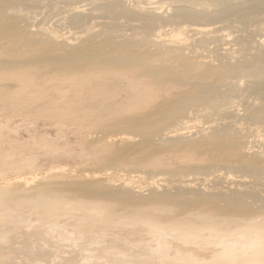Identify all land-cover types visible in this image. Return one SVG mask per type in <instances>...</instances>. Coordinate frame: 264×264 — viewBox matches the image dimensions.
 <instances>
[{
	"label": "bare ground",
	"instance_id": "6f19581e",
	"mask_svg": "<svg viewBox=\"0 0 264 264\" xmlns=\"http://www.w3.org/2000/svg\"><path fill=\"white\" fill-rule=\"evenodd\" d=\"M12 4L6 15L9 38L0 43V59L4 58L0 71L12 74L11 82L20 87L50 83L57 91L67 86L74 94L72 101L84 98L81 90L86 89L88 101L126 105L116 112H128L129 106L145 111L137 120L128 119L129 127L117 124L107 137L118 146H128L139 171L113 162L99 173L72 180L70 176L69 181L53 185L44 184L42 177L43 183L35 185L36 177L14 176L0 183V228L12 225L7 230L21 233L26 244L30 236L25 230L36 223L27 224L30 215L24 214L30 213L20 214L21 206L29 212L39 209L48 218L58 210L69 216L79 212L88 225L89 219L134 215L150 207L163 220L136 218L135 226L132 222L134 228L150 234V241L156 240L155 248L153 241L148 242L153 249L142 246L137 264L153 260L155 264H264V0H12ZM15 46L32 49L15 63L8 59ZM111 86L116 91H108ZM143 139L146 142L141 144ZM149 148L182 155L181 167L151 170L152 161L143 154ZM110 155H116L114 160L122 157L118 149ZM193 158L199 163L193 164ZM51 171L58 174L65 169ZM177 211H192L196 222L179 221ZM56 224L53 232L62 231L64 225ZM49 225L43 227L46 231L34 226L39 228L34 233L39 240L34 256L46 263L59 251L63 264L88 262L87 257L97 253L96 242L103 239L99 237H107L91 236L86 239L88 248L75 249L76 243L69 245L72 240H67L68 245L56 241ZM118 225L112 228L121 229ZM76 233L83 236L86 231ZM4 236L1 230L0 264H25L27 259L22 262L10 254L33 253L29 242L30 247L20 249L16 244H24L16 243L18 236L11 235V244ZM127 245L126 241L122 250ZM135 245L141 249L140 242ZM132 251L139 252L132 249L129 254ZM113 254L109 257L114 264L123 259Z\"/></svg>",
	"mask_w": 264,
	"mask_h": 264
},
{
	"label": "rangeland",
	"instance_id": "374dc122",
	"mask_svg": "<svg viewBox=\"0 0 264 264\" xmlns=\"http://www.w3.org/2000/svg\"><path fill=\"white\" fill-rule=\"evenodd\" d=\"M11 6H13L12 0H0V16H4V17L0 18V43H3L6 39L9 38L10 30L8 28V25H7L8 20L6 18V15L8 14L7 9L11 8ZM29 49H32V48L22 49L19 46L18 47L15 46L13 54H11V56H9L8 59L12 60V62H15V63L21 62V60L25 58V53H27V50H29ZM2 59H4V58H1L0 60H2ZM33 71L35 72L37 70L34 69ZM11 77H12V74L10 72H1L0 71V183L5 182L8 179L11 180L14 178V176H17V175H21V176L24 175V177H28V176L29 177L30 176L36 177L37 182L35 183V185H38L41 182L43 183V181L44 182L46 181L44 183L46 185H51V184L53 185L56 183L69 181L67 179H69L68 177H70V176L72 177V178H70V180H72V179H77L78 177H80L82 175H86L88 173L89 174L99 173V172H101L102 168H104L105 165L112 164L113 162H114V164H118L119 166L126 167L128 170H131V172H134V171L140 169L138 166L133 164V161H132L133 157H131L127 153V150L129 149L127 145L118 146L117 143L113 142L114 143L113 144L112 141L111 142L108 141L107 137L112 135L111 132L113 130H111V129L115 128L117 124L127 126L128 119H132V120L139 119V117L145 111L143 108L132 109L129 106L128 112H116V109H118L120 107H125L126 105L121 104L120 102H115L114 104H107V103L103 102L102 100L88 101L86 98V96H87L86 89L81 90L82 93H84L83 94L84 98L77 100V101H72L74 94L72 92V89L68 88L67 86H62V88L59 91H57V90H55L49 86L52 84H50V83L45 84L43 82H37L36 85H34V86L26 85V86L20 87L19 85L10 81ZM34 77H35V75H34ZM107 90L110 92L116 91L113 86L109 87ZM127 127H129V125ZM140 142L142 144L143 142H146V140L143 139ZM113 149L114 150L118 149L119 151H121V154H122L121 159L114 160L116 155L115 156L110 155V152ZM135 151H136V149L134 150V153H135ZM143 154L148 156V158L152 161L151 162L149 160L151 162L149 167L151 170H154V171L178 170V168L181 167V160L183 159L182 155H179V154L178 155L177 154L172 155L169 152L167 153V152L160 151V150L154 149V148L147 149ZM192 163L196 164V163H199V161L196 158H193ZM57 167H62L65 169V171L63 173H58V174L57 173L55 174L54 172L51 171V169H54ZM40 177H42L43 181H41L42 179ZM146 193L147 192H145V194H144L145 197H146ZM21 207H23V206H21ZM21 207L19 208L20 210L18 211V212H20V214L23 215L24 213H26L25 211H27V213H30V214H24L25 216L30 215L29 216L30 219H29V217L27 218V219H29L28 220L29 223L27 222V224L31 225V222H33L34 224L36 223L35 225L37 226V224L40 222L39 224H45V226L43 225L41 227L40 225H38L37 227H40V229L39 228L38 229L40 231H43L45 229V231H46V228L43 229V227H47V225H49L51 223L48 226V229L49 228H50V230L52 229L51 230L52 233L47 229L48 233H51L53 235V236L52 235H50V236L55 237L56 241H58L57 239H59L62 243L65 242L66 243L65 245H68V241L72 240L71 244L69 242V245L72 246V243H76L77 245L73 244V247L75 249L79 248L77 246H85L90 241V240H88V242H87L86 239H89V238L91 239L94 235L95 236L93 238L97 237L95 239L103 238L104 240L99 239L100 242H99V240H98V242H96V240H94L96 243H98V244H96L95 252H97L99 254L94 253V250L92 252L94 254H97L98 257L96 258V256L94 254L92 256L93 258L88 256L89 257V259L87 257L88 262L87 261L85 262L86 259L84 260V262H82L85 264H88V263L89 264L90 263L91 264H98V262L101 259L103 260V257L102 256L100 257V255H103L104 257L106 255V257H105L106 259L104 258L105 261L104 260L100 261V262H102V264H106L107 259L108 258L110 259V257L112 256L113 253L118 254V255L113 254L114 257L115 256H117V258H118V256L120 258L123 257L122 260L116 259V261H115L116 264H118L117 261H119V264H121V262L125 258H126L125 260L128 262H126L124 260L122 262V264H124V262L127 264V263H129V261H130L129 264H131V263L135 264L138 261V259H141L139 257H142V254H143V253H141L142 252L141 250H143L142 246L144 245L145 247H148L150 249L152 247L155 248L156 246L154 247V245H155L154 241H156V240L154 239V240L150 241V234L149 233L145 232L144 230L138 229L136 227L134 228V226L137 223V222L135 223L134 220L137 218L139 221H147V222L150 221V222H154V223L160 221V219L163 220V216L158 211L148 207V208H146V210H142L138 214H134V215H132L128 212H125V213L115 214L116 216L113 215L111 217H107V219L104 218L103 221L102 220L100 221V220H94V219L90 220L89 219V221H91V222L88 225V219H86L79 212H73V214L74 215L76 214V215L74 216L73 214H70V216H71L70 217L69 215L62 214L61 211L58 210V211H55L53 213V215H50V217L48 218L49 215H47V217H45V215H44L45 213L39 209L34 210L35 211V213H34V211L29 212L28 208L26 210L25 206H24L25 209L21 208ZM54 214H56V215L54 216ZM155 214H156V216H155ZM174 214L180 215V216L176 215L177 216L176 218L181 222H186L187 224L188 223L192 224V223L196 222L193 219L194 216L192 214V211H188L185 213H181V212L177 211V212H174ZM35 216H37L39 218H36ZM60 216L61 217L63 216L64 218L63 217L61 218ZM33 217H35L36 219L35 218L33 219ZM44 217L47 219H44ZM66 217H68L69 219H67ZM42 218H43V220H42ZM32 219L34 221L37 220V222H34ZM55 219H58V220L67 219L69 222L66 220H61L63 222H59L57 220L58 221L57 222V221H54ZM82 219H83V222L85 224L82 222ZM170 219H172V218H170ZM30 220H32V221H30ZM49 220H50V223H48ZM72 220H75V221H72ZM85 220H87V221H85ZM93 220H94V222H93ZM70 221L73 223V226H72V224H70L71 223ZM109 221H111V223H112L111 226H110L111 223ZM117 221H118V223H115ZM123 221H124V223H123ZM42 222H44V223H42ZM56 222H57V224H56ZM66 222H68L69 224ZM126 222L128 225H126ZM132 222H133L134 226L131 225ZM171 222H172V220L169 221V223H171ZM81 223L83 225H81ZM55 224L56 225L59 224V227L57 226V228H61V225H64V226H62L61 230L63 229L62 231H64V229H65L66 232L64 231V233H63L62 231H56V230L53 232V227L55 226ZM65 224H67V225H65ZM74 224H75V226H74ZM100 224H102V225H100ZM117 224H120V228L121 227H122L121 229L125 228V230L115 229L116 227L117 228L119 227V225L117 226ZM30 225H28V226H30ZM129 225H130V227H128ZM7 226H10V225L6 224V227H5V224H2V227L0 228V231L2 230L3 236L6 235V238L8 240H10L11 235H15V237L18 236V239L16 237V239H17L16 243H19L20 241L24 240L21 237L23 235L21 233H18V231L17 232L14 231V233H11L9 230H7L8 228L13 227L12 225L10 227H7ZM34 226L29 227L30 231L27 229L25 230L27 238L30 236L28 239L26 238L27 239L26 244L22 241L24 245H22V243L20 242L21 245L16 244V246H15V247L21 246L19 248L22 249V247H24L25 245L28 246V242H29L31 247L30 246H28V247H30V249H31V251H33V253L30 252V253H28V254L26 253L24 255H23V253L22 254L18 253V254H15L13 256H12V254H10L11 255L10 257H13V258L16 257V260H22V262L25 261L24 259H27L26 262H23L25 264H34V262L36 264H42L43 262L45 264H47V263L48 264H57L56 261H58V260H59L58 264H61V261L63 264V262H64L63 256L64 255L62 254L61 251L55 253L54 256L52 257L55 261L52 258L48 260L49 262L51 261L50 263L49 262L46 263L45 259L41 260L37 256H36L37 258L34 256L35 255L34 251L36 249L35 248L36 240L39 242L38 238L34 239L35 238L34 233L36 232V230H38ZM65 226H66V228H63ZM95 226H98V227L94 228ZM113 226L115 227L114 229L112 228ZM103 227H104V230H103ZM109 227H110V230H109ZM2 228H4V229H2ZM70 228L75 229L76 232L78 231L81 233H83V230H84V232L86 231V233H83V236H81V235L79 236V233L72 232L75 230H71ZM88 228H91V229H88ZM105 228H106V232H103V231H105ZM127 228L128 229L131 228L130 230L132 232H130V230H128ZM33 229H34V231H32ZM107 230H108V233H107ZM113 230H114V232H111ZM126 230H128L129 232L128 231L125 232ZM31 231H32V233H31ZM92 231L93 232L95 231V232L90 234V232H92ZM96 231H97V233H96ZM109 231H110V234H109ZM7 232H10L11 235H10V233L8 234ZM27 232H29V233H27ZM68 232H69V234H68ZM123 232H124V234H123ZM126 233H127V235H126ZM133 233H134V235H133ZM19 234H20V237H19ZM62 234L64 236H62ZM72 234L73 235L75 234V235L73 236ZM76 234H78V238H77ZM85 234H87L89 237H87V235H85ZM97 234H99V236L101 234H102V236H103V234L107 235V237H108L107 243L105 241V240H107L106 236L99 237ZM9 235H10V237H7ZM112 235H115V237H113ZM116 235L117 236L121 235V237H120L121 239L119 238V236H118V238H116L117 237ZM142 235H144V236L149 235L148 236L149 239L145 238L147 236L143 237ZM46 236L50 237L49 235H46ZM58 236H60V238H58ZM71 236H73L74 238L70 239ZM141 236H142V238H141ZM104 237H106V238H104ZM124 237H126L128 239H126ZM129 237L132 238V240ZM138 237H140V240ZM23 238H25V237H23ZM30 238H32V240ZM79 238H81V239L79 240ZM135 238L137 241L135 240ZM151 238H152V236H151ZM112 239H114V240H112ZM119 239L120 240L123 239L122 241H124V242L121 243L122 241L120 242ZM142 239H144V241ZM76 240L78 243L76 242ZM129 240H131V241H129ZM103 241H105V242H103ZM116 241H118V243H120V247H116L119 245L118 243H117L118 245L114 244V242L116 243ZM126 241L128 242V245L130 247L129 252L127 251L129 249L128 245L125 246L126 249L124 248L123 249L124 251L122 250L124 245H126ZM152 241H153V244H151V245H153V246L150 247L151 245L149 243V245H150L149 246L148 242L152 243ZM137 242H138V244L140 242L141 249L139 248L140 246L135 245V244H137ZM173 242H172V244H173L172 246L178 247ZM10 244H11V240H10ZM110 244H111V246H110ZM32 245H34V246H32ZM102 245H104V246L102 247ZM112 245L117 249V251H116V249L111 248V247H113ZM134 245H135V248L133 247ZM98 246H99V248L97 249ZM105 246L109 249H107V250L104 249ZM144 246H143V248H144ZM33 248H35V249L33 250ZM86 248H88V245H86ZM131 248L133 250L135 249L136 251L138 250L139 252L135 253L134 251H132V253L129 254L132 250ZM111 249H113V250H111ZM98 250H100V252ZM112 251H115V252H112ZM105 252H107V254H105ZM119 252L120 253L122 252V253L119 254ZM133 253H135V254H133ZM138 253H139V256H138ZM126 254L131 255V257H132V255H134V258H136V261L133 257H132L133 258L132 259L129 255L127 256ZM122 255H124V256L126 255V256L124 257ZM57 257H59V258H57ZM56 258H57V260H56ZM90 258H92V259H90ZM31 259L33 260V262L31 261ZM35 259H36V261H35ZM109 259H108L107 264L113 263V261L115 260L113 257L111 258V259H113L112 261H111V259L110 260ZM128 259H130V260H128ZM40 260H41V262H39ZM89 260L90 261L92 260V261L90 262ZM94 261H95V263H92ZM109 261H111V262H109ZM151 262L153 264L156 263V262H154V260ZM151 262H149V264H152ZM80 263L81 262L78 260H71V261H68V263L66 262L65 264H80Z\"/></svg>",
	"mask_w": 264,
	"mask_h": 264
}]
</instances>
